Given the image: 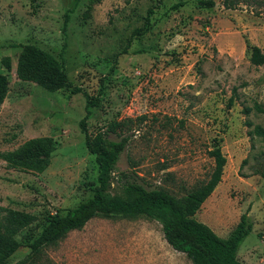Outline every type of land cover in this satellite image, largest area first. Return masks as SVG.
Wrapping results in <instances>:
<instances>
[{"label": "rangeland", "instance_id": "obj_1", "mask_svg": "<svg viewBox=\"0 0 264 264\" xmlns=\"http://www.w3.org/2000/svg\"><path fill=\"white\" fill-rule=\"evenodd\" d=\"M247 42L264 51V0L234 9L221 0L211 8L195 0H0V153L35 137L55 144L42 172L12 168L0 157V208L31 216L14 236L19 247L8 263L29 253L50 214L63 215L89 196L98 168L79 126L89 110L90 134L133 119L122 132L128 142L112 193L127 171L147 187L184 195L209 178L208 150L219 143L222 178L195 218L226 237L248 212L252 231L237 258L264 264V178L255 172L264 146L248 134L255 124L264 127L256 108L264 110V66L250 63ZM27 43L62 61L81 91L23 81L17 60ZM27 264L193 263L166 242L157 221L114 215L90 219Z\"/></svg>", "mask_w": 264, "mask_h": 264}, {"label": "trees", "instance_id": "obj_2", "mask_svg": "<svg viewBox=\"0 0 264 264\" xmlns=\"http://www.w3.org/2000/svg\"><path fill=\"white\" fill-rule=\"evenodd\" d=\"M221 1L228 9H234L240 4H263V0ZM182 4L179 1L172 7L177 8ZM195 5L198 8H211L215 5V0H195ZM69 17V10H67L64 15V31ZM246 46L250 51V63L255 66H264V51L259 46L248 42ZM4 62L9 68V59L6 58ZM17 69L23 81L34 82L49 91L58 89H67L73 93L81 91L69 80L63 62L34 43L22 46L17 60ZM4 96L5 92L0 91V104ZM231 102L230 98L229 105ZM88 104H91L90 100H87ZM256 108L258 111H264L261 106L257 105ZM245 112H249V108H246ZM88 115L89 110H86L79 121V126L84 133L85 145L88 151L94 154L98 168L96 181L90 187L89 196L63 215L50 214L39 234L28 244L29 253L13 264H27L31 261L35 263L44 248L57 243L70 231L82 228L96 216L114 215L145 216L157 221L161 225L166 242L173 249L184 253L193 264H242L237 258V252L253 226L248 212L240 215L237 224L226 237L217 235L207 224L195 218L196 212L222 178L226 157L219 143L215 142L214 146L208 150V154L214 161L209 178L184 195L177 196L161 186L147 187L131 178V174L127 171L120 173L122 176L120 192L112 193L110 187L114 171L128 142V137L123 136L122 132L128 126L127 123L133 122V119L113 120L105 128H99L95 133L90 134L85 126ZM246 125L252 124L247 120ZM110 133L116 134L117 139L111 138ZM248 134L251 140L258 138L264 146L262 125L255 124ZM54 148L55 144L51 138L35 137L15 150L0 153V157L12 168L42 172L49 164ZM262 156L263 160L258 162L255 172L264 178V154ZM246 162L247 158L243 160V163ZM30 220L31 216L28 214L0 208V264H9L8 258L19 247L14 236Z\"/></svg>", "mask_w": 264, "mask_h": 264}]
</instances>
